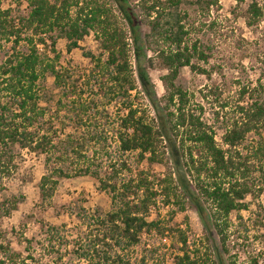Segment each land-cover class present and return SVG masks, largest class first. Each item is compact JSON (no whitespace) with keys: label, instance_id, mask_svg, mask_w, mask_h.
<instances>
[{"label":"trees","instance_id":"1","mask_svg":"<svg viewBox=\"0 0 264 264\" xmlns=\"http://www.w3.org/2000/svg\"><path fill=\"white\" fill-rule=\"evenodd\" d=\"M183 4L27 0L26 16H14L13 9L0 6V188L17 170L18 149L44 157L46 173L39 183L43 203H50L62 180L90 177L112 207L106 214L85 209L71 214L78 221L74 239L64 235L66 226H49L47 249L50 256L57 255L55 261L37 259L33 241L24 239L27 255L2 244L0 264H61L65 254L81 264H133V251L144 235L167 233L174 235L171 247L177 252L172 264H237L224 259L234 234L230 218L249 210L248 198L264 194V83L240 89L234 118L219 145L203 107L196 109L192 95L176 83L184 68L207 75L193 62L210 59L190 39ZM187 4L208 11L220 8L218 0ZM246 13L250 28L264 25V0H250ZM91 33L102 54L85 53L91 68L74 77L71 69L60 66L57 40H67L71 54ZM43 49H50L53 57ZM157 62L167 71L161 99L148 72ZM46 75L60 91L55 110L49 105L55 97L42 93L40 86ZM89 88L96 93L86 95ZM140 96L148 105L138 103ZM111 106L124 111L112 125ZM250 135L257 138L252 144L247 143ZM130 155L138 166L163 164L169 156L172 172L164 177L135 173ZM184 201L197 213L205 233L193 247L186 231L151 220L159 203L184 212ZM11 206L8 214L18 202ZM137 262L165 264L155 259V251ZM250 264L261 263L252 259Z\"/></svg>","mask_w":264,"mask_h":264},{"label":"rangeland","instance_id":"2","mask_svg":"<svg viewBox=\"0 0 264 264\" xmlns=\"http://www.w3.org/2000/svg\"><path fill=\"white\" fill-rule=\"evenodd\" d=\"M20 1V2H19ZM94 1V0H87ZM103 2L108 0H101ZM137 2L139 0H131ZM184 4L181 11L187 14L186 23L190 39L197 41L210 56L208 63L194 60V64L207 72L202 75L193 72L190 68L181 70L177 85L192 95L195 106L204 109V120L211 125L217 134V142L222 144L221 137L226 127H229L234 118V109L238 103V94L242 87H255L259 82L264 83V41L262 33L264 25L250 28L247 25V6L239 5L236 0H218L219 9L210 11L197 9V6L188 5L187 2L197 0H182ZM2 10L13 9L14 16H26L29 13L27 0H0ZM67 40L58 39L55 49L61 54L60 66L71 69L74 77L83 75L91 68V62L85 58V53H92L99 57L102 53L99 42L93 33L79 44V48L71 54L67 53ZM52 58L51 50H44ZM150 79L154 85L157 97L161 99L165 92L161 79L167 71L158 62L154 69L149 71ZM42 93L53 95L54 102L50 107L56 109L60 91L54 87V78L46 75L40 83ZM86 95L96 92L90 88L85 89ZM211 91L218 93H211ZM222 96H218V94ZM207 98H204V96ZM139 104L148 105L144 97L140 96ZM221 105H226L224 112ZM42 106L47 107L43 102ZM196 108V107H195ZM150 112H151V108ZM197 109V108H196ZM111 119L108 123L115 124L124 115L122 107L109 108ZM109 125V124H107ZM264 138V134H263ZM257 138L250 135L247 143H254ZM17 153V170L12 177L5 180L0 188V245H10L16 252L25 256L26 244L24 239L32 240V254L45 262L55 261L57 255H49L46 241V231L49 226L61 228L66 226L65 233L69 239L77 235V218L71 214L79 209L87 212L111 211V201L107 194L99 191L98 183L90 177L64 179L60 182L54 198L50 203H43L39 193V183L46 173L44 157L28 151ZM135 173L147 171L156 177H164L172 172L169 156L163 164L149 165L143 163L138 166L135 155L127 156ZM18 202L15 211H8L14 202ZM250 207L248 211L233 213L230 221L234 234L230 240V253L224 259L235 261L237 264H250L252 259H258L264 264V194L256 200L248 198ZM185 211L175 207L165 208L162 203L152 211L151 220L159 219L163 225L172 229L181 228L186 231L190 245H199L204 238V229L195 210L183 202ZM261 207V208H260ZM210 209V206H207ZM260 223H263L262 225ZM174 235L167 233L164 237L156 234L144 235L142 242L134 249L133 264L155 251V259L172 264L177 252L171 247ZM148 253V254H147ZM212 257V253L208 252ZM61 264H81L72 254H65Z\"/></svg>","mask_w":264,"mask_h":264}]
</instances>
